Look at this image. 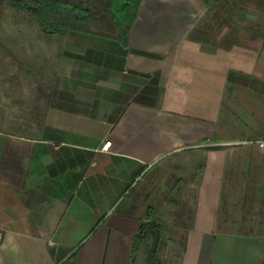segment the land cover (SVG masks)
I'll return each instance as SVG.
<instances>
[{
    "label": "crops",
    "instance_id": "0c3cea01",
    "mask_svg": "<svg viewBox=\"0 0 264 264\" xmlns=\"http://www.w3.org/2000/svg\"><path fill=\"white\" fill-rule=\"evenodd\" d=\"M259 7L238 11L224 44L194 34L209 14L205 0H141L127 45L101 16L55 41L36 133L0 130V264H144L134 243L144 221L124 197L156 162L197 147L205 161L191 225L178 259L161 264H262L264 225L229 229L220 212L225 145L258 148L264 159V117H252L262 128L256 138L215 135L232 124L236 91L264 83Z\"/></svg>",
    "mask_w": 264,
    "mask_h": 264
},
{
    "label": "rangeland",
    "instance_id": "374dc122",
    "mask_svg": "<svg viewBox=\"0 0 264 264\" xmlns=\"http://www.w3.org/2000/svg\"><path fill=\"white\" fill-rule=\"evenodd\" d=\"M205 1L209 14L194 34L211 38L218 44L232 41L238 30L239 10L243 14L246 6L256 3L260 7L256 8L255 15H264V0ZM79 2L91 6L97 4L95 0ZM96 11L110 20L107 9L102 7ZM98 16L96 14L94 18ZM60 38L56 33L42 31L33 15L15 8L10 0H0V130L28 135L36 133L47 105L57 55L51 45ZM254 89L246 86L236 91L235 100L228 106L232 124L218 128L216 136L230 141L256 138L255 133L262 128L252 117L254 114L264 117V83ZM251 93L257 100L250 98ZM261 126L264 131V120ZM240 145L231 142L225 145L231 155L224 175L220 216L225 222L221 225L257 233L264 225V195L261 198L255 195L259 179H264L263 152L257 153L258 148ZM204 156L203 147L170 154L141 175L124 197V202L139 213L144 222L150 220L160 226L156 245L162 263L178 259L184 233L191 225ZM152 243L153 235L143 241L137 240L136 255L144 259L145 250Z\"/></svg>",
    "mask_w": 264,
    "mask_h": 264
},
{
    "label": "trees",
    "instance_id": "16d2710c",
    "mask_svg": "<svg viewBox=\"0 0 264 264\" xmlns=\"http://www.w3.org/2000/svg\"><path fill=\"white\" fill-rule=\"evenodd\" d=\"M10 1L15 8L33 15L42 31L59 36L71 29L86 30L90 21L96 18V14L104 17L96 11L97 8L103 7L108 10L115 23L116 38L122 45H127L129 31L141 0H95L97 4L93 6L81 4L80 0ZM97 5L99 7H96ZM149 235H153V243L145 250L144 264H161L156 245L160 236V226L157 223L150 220L142 222L134 237V243L137 240H145Z\"/></svg>",
    "mask_w": 264,
    "mask_h": 264
},
{
    "label": "built area",
    "instance_id": "2783aa9c",
    "mask_svg": "<svg viewBox=\"0 0 264 264\" xmlns=\"http://www.w3.org/2000/svg\"><path fill=\"white\" fill-rule=\"evenodd\" d=\"M263 37H264V36H263ZM109 144H110V141H109V140H106V141H104L102 147H108ZM258 144H259V146H263V145H264V139H263V140H259V141H258ZM2 237H3V231H2V229L0 228V242H1V240H2Z\"/></svg>",
    "mask_w": 264,
    "mask_h": 264
}]
</instances>
